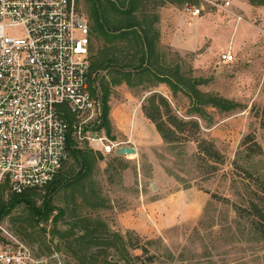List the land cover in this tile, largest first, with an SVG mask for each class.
Returning a JSON list of instances; mask_svg holds the SVG:
<instances>
[{"label": "rangeland", "instance_id": "rangeland-1", "mask_svg": "<svg viewBox=\"0 0 264 264\" xmlns=\"http://www.w3.org/2000/svg\"><path fill=\"white\" fill-rule=\"evenodd\" d=\"M208 1L144 0L143 13L159 24L153 27L160 56L155 70L166 68L173 73L178 69L196 82L199 93L222 100L228 110L198 104L186 92L172 93L151 76L134 77L129 86L121 74L113 72L117 67L97 71L90 75L93 112L86 125L101 128L119 145L126 141L124 133L135 128L138 152L133 157L103 155L79 142L78 148L102 158L89 178L76 181L85 186L83 193L64 187L63 182L52 196L51 204L64 215L54 222L56 210L48 221L36 223L27 206L19 204L0 220L4 228L37 253L62 252L68 264H79L70 250L81 257L84 246L76 240L86 234L108 239L89 247L88 256L96 254L97 264L104 258L110 264H264V241L253 219L239 213L264 196V1L257 5L253 0H224L230 6L217 8ZM185 2L202 6V14L189 17ZM77 7L87 18L85 0H77ZM162 7L171 9L164 23ZM108 40L92 31L90 61L113 57L124 65L127 52H139L133 46L126 49V42ZM226 51L235 56L234 61L219 64V55ZM105 87L109 91L107 127L102 126ZM151 96L162 97L168 104L166 108L159 106V99L154 101L163 122L176 119L182 124L177 125L173 142L143 149L141 133L152 126L141 107L150 106ZM203 141L212 143L220 158L205 156L211 146ZM77 170L68 158L59 174L75 183ZM187 189L208 198L201 212L175 225L165 223L157 231L156 219L149 218L146 206ZM35 193L39 207L46 191Z\"/></svg>", "mask_w": 264, "mask_h": 264}, {"label": "built area", "instance_id": "built-area-1", "mask_svg": "<svg viewBox=\"0 0 264 264\" xmlns=\"http://www.w3.org/2000/svg\"><path fill=\"white\" fill-rule=\"evenodd\" d=\"M228 7L224 0H209ZM191 18L203 7L185 3ZM92 29L77 0H0V201L46 187L68 158L67 141L103 155L119 143L92 117ZM226 51L218 63L233 62ZM104 133V134H103ZM58 251L37 253L0 224V264H68Z\"/></svg>", "mask_w": 264, "mask_h": 264}, {"label": "trees", "instance_id": "trees-1", "mask_svg": "<svg viewBox=\"0 0 264 264\" xmlns=\"http://www.w3.org/2000/svg\"><path fill=\"white\" fill-rule=\"evenodd\" d=\"M164 1L173 3V0ZM253 1H256L257 5H262L264 0ZM85 3L88 5L87 18L92 31L94 30L103 35L107 40L110 39L111 42H126V49L133 46L139 51L130 50V55L129 52H127L124 57V59H126L124 65L120 64L113 57L111 59H102L101 61H93V59H91L90 75L95 74L99 70L104 71L109 70L110 67H117L113 72L117 75L121 74L123 80H125L129 86H131L130 80L134 77L151 76L158 83L166 84L172 93L186 92L185 94L192 99L194 98L198 104H208L219 110H228V106L225 105V102L222 100L199 93L195 89L196 82L194 80L186 79L180 74L178 69H175L173 73H170L166 68L164 71L161 69L158 71L155 70L160 59L159 54L156 53L157 47L155 40L157 39V34L153 28L156 19L148 18V16L143 13V10L145 9L144 0H85ZM125 69H128V71H124ZM191 93L194 94V96H192ZM108 96L109 91L107 87H105L104 92L102 93V126L106 127L108 125L107 116L109 110L107 105ZM155 99H159V106L168 107V104L162 97L157 98V96H151L150 106L148 108L145 107V105L141 107L143 115L154 125L155 130L161 137L162 141L165 143H171L174 139L173 136H175L174 132H176L175 130L178 128L177 125H181L182 123L176 119L166 123L163 122L160 107L154 104ZM166 125L168 127H166ZM202 144H210L209 146H211L210 149L204 151L205 156H216L217 158H220V154L215 150L212 143L203 141ZM67 152L68 158L74 162L78 169L72 180L75 181L77 185L78 183L76 181L83 182L89 178L95 162L102 158L99 153H94L89 149L78 148L71 139H68L67 141ZM65 163L63 164L62 169ZM62 169L59 173H61ZM59 173L52 182L44 187L46 195L43 197L42 203L39 207H37L35 203V190L14 196L10 198L7 203L0 201V220L7 216L9 212L19 204H25L27 206L32 219L36 223H38V221H48L51 214L56 210L57 215L53 221L56 222L59 220L64 215V212L62 209H56L51 202L52 196L61 189L63 182H66L64 187L74 188L75 191L79 189L82 193L85 190L83 184L77 186L75 183L67 182L65 177L63 178ZM262 192H264V189H262ZM210 196L215 198L214 195ZM239 213L250 216L253 219L254 228L264 241V196L259 197L258 201H250L246 209H239ZM52 233L53 235L57 234L60 238L65 237L64 234L57 231H53ZM92 234L94 233L92 232ZM88 235L81 236L76 240V242L81 243L84 246L83 249H81L83 252L81 257L78 255L77 251L70 250L79 264H97L98 261L96 254H90L88 256L89 247L104 244L103 242L108 240L103 239L102 237L98 239L95 237H88ZM116 251H118V249H116ZM101 263L110 264L107 262L106 258L102 259Z\"/></svg>", "mask_w": 264, "mask_h": 264}, {"label": "crops", "instance_id": "crops-1", "mask_svg": "<svg viewBox=\"0 0 264 264\" xmlns=\"http://www.w3.org/2000/svg\"><path fill=\"white\" fill-rule=\"evenodd\" d=\"M169 11L171 12V9L168 7L161 8V23H164V18L166 15H168V13L166 12ZM158 26L159 24L157 22L153 24V27L157 28ZM150 126H152V128L154 129L150 127L147 128V132L141 133V136L143 138L141 146L143 149L158 148L161 145V137L155 130V127L152 123ZM135 134V128L130 132L129 130L128 132H125L124 136H126V141L124 144H121L119 148L129 146L133 147L136 152H138V148L135 146L133 140ZM207 200L208 198L206 196L203 195L199 198L189 189L180 190L169 194L164 198L153 200L149 205L146 206V209L148 210L149 218L153 217L154 219H156V225L158 226V229L156 230L160 231L161 227L165 228V223H168L169 226H171L184 220L197 217L206 204Z\"/></svg>", "mask_w": 264, "mask_h": 264}, {"label": "water", "instance_id": "water-1", "mask_svg": "<svg viewBox=\"0 0 264 264\" xmlns=\"http://www.w3.org/2000/svg\"><path fill=\"white\" fill-rule=\"evenodd\" d=\"M136 154V150L133 147H120L116 151L117 156H132Z\"/></svg>", "mask_w": 264, "mask_h": 264}, {"label": "bare ground", "instance_id": "bare-ground-1", "mask_svg": "<svg viewBox=\"0 0 264 264\" xmlns=\"http://www.w3.org/2000/svg\"><path fill=\"white\" fill-rule=\"evenodd\" d=\"M128 157H133V155L132 156H128Z\"/></svg>", "mask_w": 264, "mask_h": 264}]
</instances>
